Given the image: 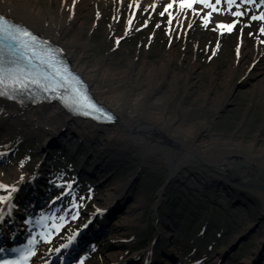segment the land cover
Returning a JSON list of instances; mask_svg holds the SVG:
<instances>
[{"label": "rangeland", "instance_id": "obj_1", "mask_svg": "<svg viewBox=\"0 0 264 264\" xmlns=\"http://www.w3.org/2000/svg\"><path fill=\"white\" fill-rule=\"evenodd\" d=\"M173 1L175 6L168 8ZM181 1L141 0L139 6L146 8L136 9L139 25L130 26L136 0H129L123 8L119 0L103 5L101 0H28L43 9L62 10L65 20L89 5L81 19L82 29L69 23L73 35L80 33L89 43L85 60L105 59L111 70L121 72L117 75L121 82L132 64L136 77L140 67H147L140 87L145 91L153 75L161 86L159 97L172 98L169 105L179 121L178 136L203 135L198 144L207 149L217 145L235 156L252 157L254 164L264 162V20L252 19L264 15V0H235L231 5L228 0H209L215 10L195 0L202 6L190 18L194 22L185 19L172 30L169 21L179 13L183 18L185 13L190 17L195 12L181 8ZM236 12L242 15H233ZM220 24L235 27L229 32ZM210 86L214 90L208 95ZM4 118L0 114V178L20 170L28 179L40 176L44 183L34 184L38 188L33 193L40 196L44 191L37 205L32 200L27 202L28 208L20 210L26 217L21 221L24 226L20 225L24 234L10 249L23 250L25 243L31 245L34 240L56 250L66 239L56 230L67 234L87 205L89 210V204L107 201L106 206H114L113 215L96 225L99 235L92 237L96 244L87 247V243L76 264H145L141 256L154 242V225L168 228L166 239L162 235L161 242L153 244L152 253L160 257L153 264H264V195L260 187H239L197 162L180 166L173 177L166 159H149L99 140L90 145L72 127L45 144L46 138L39 132L15 122L10 127L9 119ZM32 165L38 166L33 177L28 174ZM256 169L252 174L245 171L246 179L255 176ZM118 189L121 198L114 203L109 195ZM25 194L35 198L28 190L23 197ZM121 207H126L125 214L119 212ZM255 226L254 234L231 250ZM166 250L171 254L163 263L161 253H168L163 252ZM72 252L65 254L62 264L77 257L78 251ZM47 256L33 252L29 259L36 263Z\"/></svg>", "mask_w": 264, "mask_h": 264}, {"label": "bare ground", "instance_id": "obj_2", "mask_svg": "<svg viewBox=\"0 0 264 264\" xmlns=\"http://www.w3.org/2000/svg\"><path fill=\"white\" fill-rule=\"evenodd\" d=\"M101 1L103 5L104 2L107 3L108 0ZM109 1L112 3V0ZM136 1V6H133V18L130 20V26L139 25L137 22L138 20H136L139 13L136 9L142 8V10H145L146 8L145 6H139L141 0ZM126 2H129V0H119L122 8ZM184 2L191 3L192 0H184ZM38 4V2L30 3L28 0H0V14L15 22L23 23L32 31L55 43L60 50H64L65 55L73 59V62H71L72 66L84 78L89 88H91V93L94 98H96L101 106L111 113L112 118H116L117 122L114 123L115 126L103 127L97 125L96 122L91 119H78L74 115H68L67 112L65 113L56 103L40 102L34 103L33 105H22L12 100L0 98V114L9 119L11 123L10 127L12 123H18V127L22 125L21 127L37 131L46 138L44 141L45 144L52 137L58 138L64 131V128L72 127L75 131L77 130L80 133L81 137L87 138L90 145H93L94 142H98L97 140H99L102 144L127 147L130 151L138 152V155L143 154V156L149 159H166L171 163L169 171L172 173V176L177 172L180 166L182 167L187 163L193 164L197 162L193 159V153L199 156L205 163H211L210 165L217 167L219 170H223V172L229 170L231 167L230 165L233 166V162L238 156L228 151L219 150L217 145L212 146L214 149H207L205 145H201V143L198 144V141L203 138V135H199L201 136L200 138H198L197 135L190 136V134H185L182 137L178 136L177 133L180 129L178 126L179 121L176 117V112H172L169 105L172 98L165 100L159 97L160 95L158 94L161 92V86L153 75L149 76V81L147 80L149 86L145 91L140 87L141 79L145 75L147 67H140L138 70V77H136L135 74L137 69H135L134 64H132L131 69L124 72V81L121 82V80L117 79V75L121 72L119 70H111L110 64H108L105 59H101L98 62L85 60L84 51L90 48L89 43L81 39L80 33L77 37L73 35L72 29L69 28V23H77L80 25V29H82L84 24L81 19L89 5L85 4L84 6L86 7L84 9L86 10L79 14L74 12L72 18L65 20L62 16V10L60 11V9H58L56 11L51 8L43 9L40 8ZM175 4L176 3H174V6ZM200 6L197 2L192 3V9H195V12L188 18H181V13L178 14L179 16L176 15L177 17L171 20L170 29H175L178 23H184L185 19L188 21L190 18L193 19L194 16H197V14L201 12ZM21 38L23 37L17 35V39ZM239 51H241L240 56H242V45ZM134 78H136V81L133 82ZM1 88L2 86H0V90ZM9 97L13 98L14 95L9 94ZM219 155L224 156V158ZM251 158L247 157L245 159L251 162L255 167L243 169L241 171V175L245 179V171L249 170V173L252 174L256 167H261L264 171V162L254 164V160ZM224 176L228 178L227 173ZM9 180H16L19 184H28L29 181H32V178H26L20 170H17L9 178H0V185L5 187L8 186ZM35 183L38 184V186L44 184L40 176L39 178H34L33 184ZM3 189V187H0V192H2ZM118 191L120 190L118 189L115 193L113 192V194L111 193L109 195V199L112 200V202L114 201V203L121 198L120 195L122 193L119 195ZM28 196L29 198L32 197H30L29 194ZM20 200L22 203L21 207H26L28 204L27 199L21 197ZM21 212L22 211H20V213ZM125 213L126 207L124 208L123 214ZM4 216L12 218L11 214L1 209V225L7 224ZM20 233V225L17 224L15 230H12L8 236L10 239L16 237L15 242H17L18 236L24 234ZM87 235L89 236L88 241L90 242H83L85 247L83 246L82 250H71L73 251L72 253L78 251V255L75 259L69 258L72 255L69 256L68 258L72 260L68 264L78 263L77 261L80 259L79 256H82L84 253L87 243V247H90L91 244H96L95 241L97 240H94V238H92L93 236H90L89 233ZM18 250L20 251L21 249L19 248L16 251ZM69 252H67L66 255H69ZM62 255L63 254H59L57 259ZM141 257L148 262L152 261V263H154V260H159L157 255L153 253L150 254V252H146ZM23 259L25 260L26 258L23 257ZM8 263L10 264L11 262Z\"/></svg>", "mask_w": 264, "mask_h": 264}, {"label": "water", "instance_id": "obj_3", "mask_svg": "<svg viewBox=\"0 0 264 264\" xmlns=\"http://www.w3.org/2000/svg\"><path fill=\"white\" fill-rule=\"evenodd\" d=\"M77 117V116H75ZM78 119H82V118H79L77 117ZM88 118L84 119V120H87ZM116 118H112L111 121H102L100 123H96L97 125H100V126H103V127H111V126H115L114 123H116ZM193 159L197 162H199V164L201 166H204V168H207L208 170H212L214 172H217L219 174H222V175H225L227 173V180H229L230 182H233V183H236L239 187H245V188H259L260 187V191L262 192V194L264 195V171L261 167H256L257 168V174L256 176H252V177H249L247 179H245L244 177H242L241 175V171L243 169H251V168H254L255 166H253V164H251V162H249L247 159L243 158V157H237L235 159V161L233 162V166L230 165V169L227 170V171H224V172H220L219 169L217 167H214L213 165H210V164H207L205 163L199 156H197L196 154L193 153ZM195 175V174H194ZM198 175V174H196ZM260 181H262L263 183L261 184ZM223 184V183H222ZM164 187V186H163ZM239 193H243V192H239ZM240 202V201H238ZM114 206H112V208L109 210L110 211V216L112 217L113 215V209ZM119 212H124V208L122 210V207L120 208V211ZM121 214V213H120ZM111 217H108L107 219H110ZM168 227L166 226L165 228H162L160 229L157 225H154V232H155V236H161V235H166L167 234V229ZM257 229V226H255V228L251 229L250 230V235H247V236H243L241 239H239V241L232 247L231 250H236L238 247H239V244L242 243L243 241H246L248 240V238L255 232V230ZM92 236H98L99 233H98V230L96 231H93L92 233ZM89 240V237L88 236H85L84 238H82L79 243L77 245H75L72 250H82L83 249V245L85 241H88ZM85 247V246H84ZM151 249L154 250V247L152 246V244H150V248H149V251L150 254H152L151 252ZM155 252V250H154ZM164 252V251H163ZM80 254V253H79ZM156 254H160V253H156ZM169 254H171L170 252L168 253H161L162 257V262L164 263V260L165 258H169ZM171 258V256H170ZM160 259V257H159ZM172 259V258H171ZM146 264H153L152 261H144Z\"/></svg>", "mask_w": 264, "mask_h": 264}, {"label": "snow or ice", "instance_id": "obj_4", "mask_svg": "<svg viewBox=\"0 0 264 264\" xmlns=\"http://www.w3.org/2000/svg\"><path fill=\"white\" fill-rule=\"evenodd\" d=\"M195 0H192L191 3H185L184 0H182L181 2V8L183 7H192V3H194ZM202 3L205 4V6L209 7V8H213L214 6L209 2V0H201ZM217 3L220 2V0H216ZM235 2V0H228L229 5L233 4ZM248 3H253L254 0H247ZM173 5L169 4L167 7L171 8ZM163 14V13H161ZM233 15L235 16H241L242 13L240 12H236L233 13ZM209 18L211 17V13L208 14ZM253 20L259 19V20H264V15H261L259 17L253 16L252 17ZM169 23H171V21H169ZM208 20H205V25H207ZM129 24H131V21H129ZM220 28L222 29H226L227 31H232L233 28L235 27V24H231V25H225V24H220L219 25ZM261 31H264V29H261ZM17 35H22L25 37H30L32 41H35L38 39V37L32 35V33L20 29L19 27L13 26L11 24H9L7 21L4 20L3 17H0V37H2L3 39H11V40H16L17 39ZM117 43H119V41H117ZM6 83V78H5V74L2 68H0V86L5 85ZM78 94L80 95V101H77V103H82V106H85L89 109H92L94 111H100L99 108H97L94 104H92L89 100V98L87 97V95L85 94H81L79 92V90H77ZM5 94L4 92L0 91V95ZM107 119L111 120L112 117L108 116ZM0 187H5L3 185H0ZM4 197H0V200H4Z\"/></svg>", "mask_w": 264, "mask_h": 264}, {"label": "flooded vegetation", "instance_id": "obj_5", "mask_svg": "<svg viewBox=\"0 0 264 264\" xmlns=\"http://www.w3.org/2000/svg\"><path fill=\"white\" fill-rule=\"evenodd\" d=\"M213 90H214V88H213L212 86L208 87V92H207V94H208V95H211L212 92H210V91H213ZM209 92H210V93H209ZM256 174H257V172H256Z\"/></svg>", "mask_w": 264, "mask_h": 264}]
</instances>
